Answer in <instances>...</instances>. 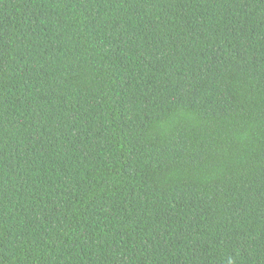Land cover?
<instances>
[{"label": "trees", "instance_id": "trees-1", "mask_svg": "<svg viewBox=\"0 0 264 264\" xmlns=\"http://www.w3.org/2000/svg\"><path fill=\"white\" fill-rule=\"evenodd\" d=\"M0 264H264V0H0Z\"/></svg>", "mask_w": 264, "mask_h": 264}]
</instances>
